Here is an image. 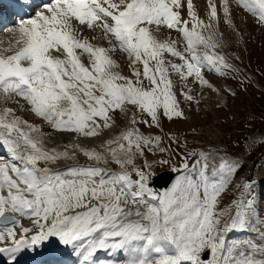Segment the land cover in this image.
Returning a JSON list of instances; mask_svg holds the SVG:
<instances>
[{"label": "snow or ice", "instance_id": "1", "mask_svg": "<svg viewBox=\"0 0 264 264\" xmlns=\"http://www.w3.org/2000/svg\"><path fill=\"white\" fill-rule=\"evenodd\" d=\"M235 2L264 25V0ZM220 8L231 24L229 0H220ZM207 13L205 23L192 0H49L18 24L14 41L0 50V100L22 99L54 131L84 138L117 128V113L126 124L98 148L74 143L61 151L45 147L40 126L11 107L0 109V144L11 156L0 160V254L9 264L51 239L57 242L51 255L72 256L71 264H121L112 258L119 251L127 257L122 264H264V208L252 178L238 186L234 212L219 207L242 161L217 145L180 152V137L163 128V120L190 119L182 104L189 112L202 103L220 109L226 97L237 96L205 76L240 72L215 51L222 47L214 30L216 0H207ZM85 27L101 30L109 46L81 39ZM161 27L179 34L182 50L180 41L157 38ZM117 52L126 54L131 75L118 71ZM205 90L216 98H206ZM140 125L159 132L146 135ZM77 151L96 163L48 166ZM164 153L169 159L160 163L177 155L180 161L160 191L151 186L153 162L146 154ZM110 162L118 170L108 168ZM233 232L256 239H230Z\"/></svg>", "mask_w": 264, "mask_h": 264}, {"label": "rangeland", "instance_id": "2", "mask_svg": "<svg viewBox=\"0 0 264 264\" xmlns=\"http://www.w3.org/2000/svg\"><path fill=\"white\" fill-rule=\"evenodd\" d=\"M233 0H230V4H234L232 2ZM182 2L185 3V0H182ZM201 4V5H199ZM203 4V6H202ZM198 5V6H197ZM218 6V15H219V23L215 26L214 30L216 31V39L222 41V47H219L215 49V51L219 52L220 54L224 55L230 63L235 65L239 70L245 71L248 74L251 75V77H254L256 82L262 87L264 90V25H261L257 22V19L244 13L242 10H236L235 8H232L231 10V24L224 22V15L220 8V5ZM202 6V7H201ZM195 10L197 11L198 15L201 19L205 21V23L208 22V13H207V4L205 6V3H199L197 1L196 5L194 6ZM42 8V5L38 6L37 10H40ZM203 8V11H202ZM1 9V5H0ZM186 9V7H185ZM185 9L182 10L181 15L183 16L185 14ZM205 10V11H204ZM34 12L30 14L33 15ZM241 15V16H240ZM244 15V16H243ZM29 18L25 17L22 20H25ZM183 18L187 19V16H184ZM20 20V22L22 21ZM14 23L13 26L10 27V24L5 27L3 25L0 26V50H3L5 48H8L10 43L14 41L16 38L15 29L20 23ZM8 30L12 31L9 32ZM157 38L161 40L165 39H175L177 41H180L179 47L181 50L183 49L184 45L181 41V38L179 34L176 31H170L166 27H161L158 33H156ZM207 35V33H205ZM87 38L92 44L102 47H108V41L104 38V35L101 30L97 29L95 31L89 30L86 27L81 30V39ZM201 51L203 52L204 49L201 47ZM238 57V59H237ZM113 58L117 60V62L120 65V68L118 71H121L124 75H131L130 69L128 67V58L126 54L122 53H115L113 54ZM83 62H88L87 55H84L81 57ZM169 59H173L175 61V58L169 57ZM178 62V61H175ZM258 75L255 76V72ZM236 73H233L232 75L228 77H219L218 75L214 73L205 72L206 78L212 82L217 87H234V82L236 81L240 86V80H234ZM174 79H176L175 76H173ZM244 85L246 84L247 79L243 77ZM147 83V82H145ZM262 83V84H261ZM196 92H200L201 89L198 86L191 85ZM177 87L179 88L180 85L178 84ZM235 91L237 93L236 97H227V105L228 107L223 106L220 109H216L214 107H211L209 103H202L199 107L200 110L196 111V106H192V110L189 112L188 105L182 104V107L185 108L186 114L190 116V119L187 121H181L176 120V122H167L168 128L171 129V131L175 132V135L180 136L181 133H184V135L190 136V142L192 145H196V147L200 150L202 147H209L211 145H217L221 148L225 149L231 157L237 158L242 161V163H247L246 157L251 159L253 155H255L262 147H264V136L261 138L255 137V140H251L250 142H246V146L244 147L243 152L237 151L241 148V142H244L246 139H244L249 131L256 132V127L260 126L261 131L264 134V94L262 96L257 97L256 91H254V88H249L246 91H242V89L238 86H235ZM204 96L207 98L211 96L213 99L216 98L215 93H210L207 90L204 91ZM19 100V102H15L16 100ZM11 107L15 109L16 115L24 116L29 118L33 124L38 125L41 127L42 131L45 133L44 136V145L48 149H58L63 151L65 149V146L77 143L81 147H97L98 145L104 140L111 138L112 136L117 135L118 133V125L117 128L113 129V134L110 135L109 132H106L105 135L101 138H84L82 136H77L74 133H66V132H58L51 129V127L47 124H45L39 117H36L34 114L28 110L27 105L25 104V101L19 98H13L9 99L7 103L3 100H0V109L3 107ZM23 106V107H22ZM243 110L245 113H243V118L240 110ZM233 114L230 115V114ZM131 113H129V116ZM117 123H120V126L125 127L126 122L125 120L120 116L119 113H117ZM140 130L144 133H158L159 130L155 128H147L144 125H140ZM193 128L196 129V132H190ZM256 129V130H255ZM249 135V134H248ZM167 141V140H165ZM183 143H181L182 148ZM230 145V146H229ZM173 148H176V145L172 146ZM257 151H256V150ZM71 151V149H69ZM99 150V149H98ZM253 150L256 152L254 153ZM169 157V153H165ZM148 155V154H146ZM164 155V154H162ZM163 159L161 160H164ZM179 156H173L172 161L176 162L175 160ZM74 160V161H72ZM159 160V166H163V163H160ZM89 164V163H96L95 161H90L87 157H85L81 152H76V155L72 159H60L59 161L55 163H49L48 166L50 167H57V166H65L67 164ZM137 165L139 166L141 164V158L137 159L136 161ZM43 166H45L43 163H41ZM60 164V165H59ZM41 165V166H42ZM42 166V167H43ZM102 167V165H100ZM110 167V169L115 170L112 167H115L116 170H118V166L114 163H109L107 165ZM241 174L239 178H245V174L243 177V174ZM255 176V186H254V193L255 196L259 195V189L261 188V185H264V160L260 162L258 165L255 174H253V177ZM135 178V177H134ZM235 176V179L233 182H239L238 179ZM254 179V178H253ZM254 181V180H253ZM238 186H241L238 185ZM230 187L232 192L239 193L242 191L241 187ZM262 191V190H261ZM261 196V208H264V192H260ZM258 204V203H257ZM219 207L220 204H219ZM233 211V210H232ZM261 216L264 217V212H261ZM227 219V217L225 218ZM258 227H260L258 225ZM261 230H264V227H261ZM250 237H254L256 239V236L252 233H249ZM236 239H239L238 237Z\"/></svg>", "mask_w": 264, "mask_h": 264}, {"label": "bare ground", "instance_id": "3", "mask_svg": "<svg viewBox=\"0 0 264 264\" xmlns=\"http://www.w3.org/2000/svg\"><path fill=\"white\" fill-rule=\"evenodd\" d=\"M9 1H10V4H6V5L3 4L0 1L1 5H3L2 10L0 11V24H2L4 22H7V21H13V22H15V20H17L18 18L23 17L26 13H29L31 11V6H34V4L36 3L35 2L36 0H9ZM40 1L41 0H39L38 2H40ZM197 1H199V3L200 2L201 3L204 2L205 3V6L207 4L206 3L207 0H192L194 6L196 5ZM232 2H234L235 4H230V0H229L230 10H233L232 8H235L236 10L237 9L240 10V11L242 10L244 13L246 12L242 7L238 6V4L235 2V0H233ZM216 3L220 5V0H216ZM199 5H201V4H199ZM202 6H203V4H202ZM202 11H203V8H202ZM246 13L248 14V12H246ZM20 14H22V15L19 17ZM0 149H1V152L4 151V153H1L0 152V160H4V161L10 160L11 159V156H10V153L8 152L7 146L2 144V145H0ZM75 164H77V163L67 164L65 166L63 165V166L51 167V168H53V169H56V168H65L67 166L75 165ZM256 199H258V198H256ZM22 223L25 226H29V220L28 219H23L22 220ZM247 233H249V232H243V233L242 232H233L230 235V239L235 238L236 236H243V237H245L247 235ZM56 244H57V242L54 239H51L48 242H44L41 245V247L38 248L36 251H31V250L24 249L23 252H24V254H29L30 252H35V253H37V256H39V257H43L44 256V261H47V259L45 257L46 256H49L51 254V251L50 250H53L56 247ZM48 249H50L49 250V253H45L44 251H46ZM98 257L99 258H108V254L105 253V252H100V253H98ZM5 258H7V257L5 256ZM112 258L115 259V260L120 261L121 264H122V262L127 257H126V254L123 251H119V252L115 253L112 256Z\"/></svg>", "mask_w": 264, "mask_h": 264}, {"label": "water", "instance_id": "4", "mask_svg": "<svg viewBox=\"0 0 264 264\" xmlns=\"http://www.w3.org/2000/svg\"><path fill=\"white\" fill-rule=\"evenodd\" d=\"M170 178H171V174L167 171H164L163 173L159 175L157 174L155 176L154 183L157 186L161 187L164 186L167 183V181L170 180Z\"/></svg>", "mask_w": 264, "mask_h": 264}]
</instances>
